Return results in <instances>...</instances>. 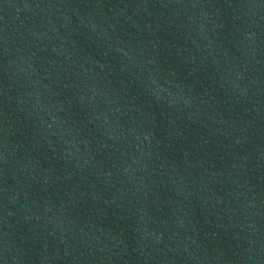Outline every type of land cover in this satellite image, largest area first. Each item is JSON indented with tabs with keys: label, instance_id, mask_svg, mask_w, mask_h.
Returning a JSON list of instances; mask_svg holds the SVG:
<instances>
[{
	"label": "trees",
	"instance_id": "trees-1",
	"mask_svg": "<svg viewBox=\"0 0 264 264\" xmlns=\"http://www.w3.org/2000/svg\"><path fill=\"white\" fill-rule=\"evenodd\" d=\"M0 264H264V0H0Z\"/></svg>",
	"mask_w": 264,
	"mask_h": 264
}]
</instances>
